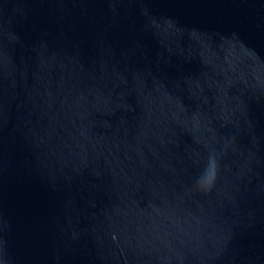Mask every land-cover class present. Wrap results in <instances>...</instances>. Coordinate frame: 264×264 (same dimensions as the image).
Masks as SVG:
<instances>
[{
  "label": "water",
  "instance_id": "obj_1",
  "mask_svg": "<svg viewBox=\"0 0 264 264\" xmlns=\"http://www.w3.org/2000/svg\"><path fill=\"white\" fill-rule=\"evenodd\" d=\"M0 264H264V0H0Z\"/></svg>",
  "mask_w": 264,
  "mask_h": 264
},
{
  "label": "clouds",
  "instance_id": "obj_2",
  "mask_svg": "<svg viewBox=\"0 0 264 264\" xmlns=\"http://www.w3.org/2000/svg\"><path fill=\"white\" fill-rule=\"evenodd\" d=\"M215 160L210 158L209 160V165L207 168V171L204 175V177L202 178L201 182L199 183V188L203 191H207L210 189V187L212 186V184L215 181Z\"/></svg>",
  "mask_w": 264,
  "mask_h": 264
}]
</instances>
